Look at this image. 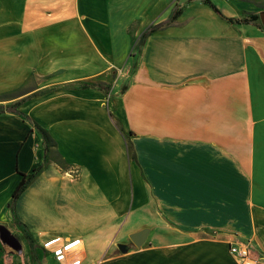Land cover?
Segmentation results:
<instances>
[{
    "label": "crops",
    "instance_id": "0c3cea01",
    "mask_svg": "<svg viewBox=\"0 0 264 264\" xmlns=\"http://www.w3.org/2000/svg\"><path fill=\"white\" fill-rule=\"evenodd\" d=\"M210 1L0 0V104L33 120L0 112V230L36 264L57 236L80 264H264V26L227 19L264 0Z\"/></svg>",
    "mask_w": 264,
    "mask_h": 264
},
{
    "label": "built area",
    "instance_id": "2783aa9c",
    "mask_svg": "<svg viewBox=\"0 0 264 264\" xmlns=\"http://www.w3.org/2000/svg\"><path fill=\"white\" fill-rule=\"evenodd\" d=\"M79 240L67 242L63 237L49 238L43 242V247L49 250L59 264H80L83 260ZM231 253L239 264H256L260 255L254 245L234 243L231 245Z\"/></svg>",
    "mask_w": 264,
    "mask_h": 264
},
{
    "label": "trees",
    "instance_id": "16d2710c",
    "mask_svg": "<svg viewBox=\"0 0 264 264\" xmlns=\"http://www.w3.org/2000/svg\"><path fill=\"white\" fill-rule=\"evenodd\" d=\"M206 2L212 4V6L219 12V10L217 9V7L210 1V0H205ZM180 12V9H177L176 13L174 14V16H176L178 13ZM230 22H235V23H243V22H249L251 20H257L260 19V15L259 14H250L249 17H243V18H227ZM153 28H150L149 30H147L145 32V34L142 36V38L140 39V42L138 43V52H141L143 44L145 42L146 37L153 31ZM134 53H132L133 55ZM138 65V60H136V62H134L133 64V71L135 70V68H137ZM100 86V85H99ZM85 87H90V85H85ZM108 90V89H106ZM21 103V100L16 102L15 104H10V105H3L0 104V112H4V111H13L16 112L22 116H24L25 118L30 119L25 113H23L22 111H20L18 109L19 105ZM34 125L36 126V128L42 133V135L44 136L45 142H46V150H48V137L46 136V133L44 132V130L37 124L34 123ZM42 166H39L38 168H36L31 174L29 175H24L22 180L20 181L17 189L15 190L13 196H12V200L10 201V207L12 210L15 209V205H16V201L19 198V196L22 194V192L26 189V187L36 178V176L38 175V173L41 171Z\"/></svg>",
    "mask_w": 264,
    "mask_h": 264
},
{
    "label": "water",
    "instance_id": "95a60500",
    "mask_svg": "<svg viewBox=\"0 0 264 264\" xmlns=\"http://www.w3.org/2000/svg\"><path fill=\"white\" fill-rule=\"evenodd\" d=\"M260 18L264 26V11L260 12ZM0 234H1V239L4 242H7L8 244H10L14 250H16L19 253L23 251V245L21 241L10 230H8L5 227H2L0 230ZM147 236H148V230L144 229V230H141V231H138L132 234L131 239L134 242V244H136L137 246H141L146 241ZM10 239L15 240L17 243H13ZM119 247L122 251H126L127 249L126 244H120Z\"/></svg>",
    "mask_w": 264,
    "mask_h": 264
},
{
    "label": "rangeland",
    "instance_id": "374dc122",
    "mask_svg": "<svg viewBox=\"0 0 264 264\" xmlns=\"http://www.w3.org/2000/svg\"><path fill=\"white\" fill-rule=\"evenodd\" d=\"M10 230L9 228H7ZM23 230V235L19 237V239L23 240V255L21 257H18V264H36V261L38 260V256L36 253L38 252V246L34 243V241L31 239V236L29 233ZM0 247H2L0 243ZM40 255H42V251L39 252ZM50 262L49 264H56L53 257L50 256ZM28 260V261H27ZM29 262V263H27Z\"/></svg>",
    "mask_w": 264,
    "mask_h": 264
},
{
    "label": "flooded vegetation",
    "instance_id": "af4514ba",
    "mask_svg": "<svg viewBox=\"0 0 264 264\" xmlns=\"http://www.w3.org/2000/svg\"><path fill=\"white\" fill-rule=\"evenodd\" d=\"M11 240V239H10ZM13 243H17L15 240H11ZM13 252L18 253L16 250L13 249Z\"/></svg>",
    "mask_w": 264,
    "mask_h": 264
}]
</instances>
